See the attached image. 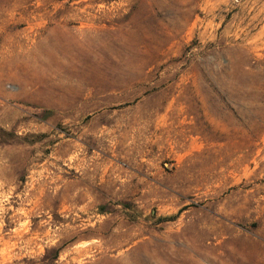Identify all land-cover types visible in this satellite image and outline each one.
<instances>
[{"label": "rangeland", "instance_id": "obj_1", "mask_svg": "<svg viewBox=\"0 0 264 264\" xmlns=\"http://www.w3.org/2000/svg\"><path fill=\"white\" fill-rule=\"evenodd\" d=\"M0 264H264V0H0Z\"/></svg>", "mask_w": 264, "mask_h": 264}]
</instances>
